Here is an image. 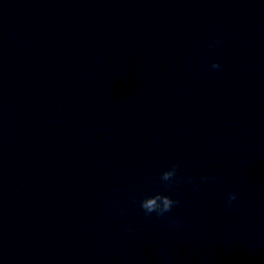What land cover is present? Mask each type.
<instances>
[{
    "label": "clouds",
    "instance_id": "1",
    "mask_svg": "<svg viewBox=\"0 0 264 264\" xmlns=\"http://www.w3.org/2000/svg\"><path fill=\"white\" fill-rule=\"evenodd\" d=\"M211 68L220 69L221 65L218 62H213ZM179 164L173 163L170 168L164 170L160 174L161 181L165 182L166 188H171L173 184H179L183 182L184 178L178 176ZM215 177L204 176L201 177L203 181H215ZM188 183L193 182L192 177L187 178ZM238 193L230 192L227 194L226 204L232 206L233 201L237 199ZM140 207L143 209L145 215H151L155 213L157 217H163L166 213L172 211L173 207L179 205L180 201L173 199L170 195L164 194L162 192H156L151 195L143 196L140 201Z\"/></svg>",
    "mask_w": 264,
    "mask_h": 264
}]
</instances>
